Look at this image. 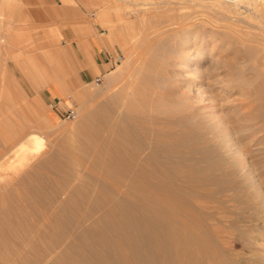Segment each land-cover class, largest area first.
Instances as JSON below:
<instances>
[{"label": "rangeland", "instance_id": "1", "mask_svg": "<svg viewBox=\"0 0 264 264\" xmlns=\"http://www.w3.org/2000/svg\"><path fill=\"white\" fill-rule=\"evenodd\" d=\"M76 34L109 56L99 85L76 70ZM49 79L65 87L64 97L52 95ZM182 90L202 114L218 115V103L228 112L245 94L264 92V0H43L38 6L0 0V264H66L103 241H121L130 220L150 213L147 199L141 211L123 208L135 200L134 184L116 181L95 153L85 152L82 125L108 105L147 147L126 150L136 166H150L153 152L159 160L179 161L197 145L192 134L155 143L152 119L178 118L171 101ZM54 98L63 108L52 105ZM67 108L77 110L75 120L64 119ZM30 132L40 135L42 151L18 160L12 149ZM11 162L15 168L6 170ZM150 221L148 215L138 224L151 229ZM242 242L236 240L235 250L264 258L263 238L246 248Z\"/></svg>", "mask_w": 264, "mask_h": 264}, {"label": "bare ground", "instance_id": "2", "mask_svg": "<svg viewBox=\"0 0 264 264\" xmlns=\"http://www.w3.org/2000/svg\"><path fill=\"white\" fill-rule=\"evenodd\" d=\"M181 94L179 100L171 101V110H178L181 114L178 118L155 115L152 119L155 143L176 135L186 140L187 130L188 135L192 134L190 141L197 145L179 161L165 160L167 157L164 161L159 160L153 152L149 156L150 166H136L134 158L126 156V150L147 147L135 140L133 132L125 124L128 119L110 114L108 105L92 112L90 123L82 125L84 138H80V144L84 145L85 152L95 153V162L108 168L116 181L134 184L132 193L135 200L123 208L141 211L142 202L147 199L148 203H145L150 213H144L140 221L130 220L126 228L121 227L125 234L124 231L120 233L124 234L123 238L114 246L103 241L101 248L91 249L88 254L76 252L79 258L76 256L78 259L66 264H109L115 255L116 264H264V258L258 254L253 258L249 254L247 256L248 251L243 252L244 249L242 252L235 250L237 239L249 246L259 238L264 239V147L260 146L264 143V92L260 95L245 94L239 105L232 106L233 109L229 106L228 112L225 105L218 103L222 115L217 111L202 114L199 106L188 101L187 92L182 90ZM36 132L28 133L13 147L14 154L18 156L16 159L30 160L40 152L43 140ZM8 167L15 168L14 163L6 164L5 169ZM123 199L126 202L132 200L126 196ZM227 201L236 203L237 211L228 208ZM43 213L41 216H45L46 212ZM148 215L151 229L138 224ZM83 224L87 227L95 225ZM256 231L258 235L254 234ZM107 239L110 240L109 237ZM3 241L0 237V243ZM38 242L37 239L34 244Z\"/></svg>", "mask_w": 264, "mask_h": 264}, {"label": "crops", "instance_id": "3", "mask_svg": "<svg viewBox=\"0 0 264 264\" xmlns=\"http://www.w3.org/2000/svg\"><path fill=\"white\" fill-rule=\"evenodd\" d=\"M37 2V6L39 2L43 3V0H35ZM58 5H60L61 0H55ZM50 34L53 38L59 36L58 30L51 29ZM74 46L76 48V57L74 59L76 70L81 77L82 80L85 81H95L96 78L102 77V75L109 69V65L111 61L108 59L109 56L106 53H102V51L97 50V48L91 45L89 39L85 38L81 34H76V38L74 39ZM97 47V46H96ZM47 84L51 90V93L54 97L61 95L65 96V87L56 83L53 79L47 80ZM57 107L60 106V100H56L54 98V105ZM58 110V108H56ZM60 110V109H59Z\"/></svg>", "mask_w": 264, "mask_h": 264}, {"label": "built area", "instance_id": "4", "mask_svg": "<svg viewBox=\"0 0 264 264\" xmlns=\"http://www.w3.org/2000/svg\"><path fill=\"white\" fill-rule=\"evenodd\" d=\"M101 81V77H98L95 79V84L99 85ZM52 105H54V103H52ZM78 116V112L75 108H67L64 113H63V117L64 119H69V120H75Z\"/></svg>", "mask_w": 264, "mask_h": 264}]
</instances>
